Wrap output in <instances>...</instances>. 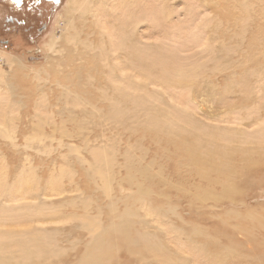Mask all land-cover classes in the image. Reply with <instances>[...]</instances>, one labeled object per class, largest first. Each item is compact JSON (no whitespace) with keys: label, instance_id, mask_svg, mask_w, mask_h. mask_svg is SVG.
I'll list each match as a JSON object with an SVG mask.
<instances>
[{"label":"rangeland","instance_id":"374dc122","mask_svg":"<svg viewBox=\"0 0 264 264\" xmlns=\"http://www.w3.org/2000/svg\"><path fill=\"white\" fill-rule=\"evenodd\" d=\"M21 5L0 0V176L9 190L27 182L29 202L50 197L64 224L83 215L80 197L95 206L144 190L141 232L166 240L153 233L159 216L167 231L196 235L183 246L238 247L245 258L228 263L254 264L260 254L248 246H264V153L236 145L264 125V0ZM52 180L60 191L49 196ZM70 231L73 244L63 231L56 243L65 259L45 264H73L92 247L88 231Z\"/></svg>","mask_w":264,"mask_h":264},{"label":"bare ground","instance_id":"6f19581e","mask_svg":"<svg viewBox=\"0 0 264 264\" xmlns=\"http://www.w3.org/2000/svg\"><path fill=\"white\" fill-rule=\"evenodd\" d=\"M95 57L99 59L97 55ZM240 134H238V143L236 147L241 149L243 155L248 156L251 150L258 151L259 154H261L262 151L264 153V146L255 150L251 145V143L255 142H260L262 143L261 145H264V125L250 136H246L243 131L240 132ZM253 135L255 136L251 137ZM225 146L228 147V145ZM230 150L232 151L233 149ZM224 157L227 159V156ZM232 158L233 157H231V159ZM226 162H228V159ZM229 163L231 164V162ZM219 170H221L220 167ZM99 173L100 172H98V174ZM4 176L5 174H3V177ZM100 177H102L101 174ZM2 178L0 176V198H5V203H3V201L0 202V264H45L54 255L63 259L64 257L62 255L64 253L59 249V244L61 242L58 240V234L63 231L64 235H66L65 242L73 244V239L69 237V234H72L70 231L71 229L88 231L90 236L93 235L92 247L85 252L83 257L73 264H126L128 261L123 260L124 254L129 256L132 260H136L138 264H142V262L146 260L154 262H149L148 264H229L228 262L233 259L231 257L234 253L235 255L233 257L245 258V255L238 250V247H235L237 248L235 252L229 248H226L223 252V248H219L220 250L217 253L210 251L209 246H202L200 252L199 249H195L199 247L197 244H195L196 247H185L183 244L189 239L194 240L196 235H185V233H183V235L169 228V231H167V228L163 227L165 224L164 221L159 219V216H155L157 219L154 218L159 225L154 228L153 233L162 234L166 240H163L159 235L149 236V233L145 231L141 232L144 221L139 211V205L151 199L150 195L143 194L144 190L138 191V193L134 195L124 194L112 199L110 198L108 203L106 202V204L103 205L97 204L95 206L92 205V200L84 195L85 197H80L76 202V204H78L76 207L78 210H83V215H70L68 218L71 224H64L61 212L55 210L50 204H47V199L50 197H45L43 199L38 198L37 202L34 203L29 202L28 198L31 197V194L29 193L26 195L25 193H28V190H32V186H29L26 182V184L17 188V184L16 187H11L13 192L10 193L11 190H9V186L7 187L8 184L3 180L5 178ZM112 183L110 181V184ZM110 184H108V186ZM57 185H59L58 181L52 180L51 183H49V196L55 195L60 191V187ZM102 185L105 186V184ZM223 186L224 185L221 187ZM108 190L111 193L112 189L111 191L110 188ZM39 195V197L47 196L44 195L43 192ZM108 198L109 196L107 199ZM26 200L28 202H25ZM145 214L150 216V214L153 213L151 209H146ZM49 224L52 226L55 225L56 227L44 228L46 225L50 226ZM68 226H70L69 229ZM181 235L184 236L185 240L181 239ZM199 237H201V235ZM80 243L82 242H79V244ZM220 244L221 243H219V245ZM193 250H196V254H194ZM248 251L255 255L260 254L257 255L258 258L255 257L254 264H264V246H248ZM192 256H201L202 259L192 260ZM251 259L254 260L253 258ZM246 262L247 261H245V263ZM248 262H250L249 264H253L252 261Z\"/></svg>","mask_w":264,"mask_h":264},{"label":"flooded vegetation","instance_id":"af4514ba","mask_svg":"<svg viewBox=\"0 0 264 264\" xmlns=\"http://www.w3.org/2000/svg\"><path fill=\"white\" fill-rule=\"evenodd\" d=\"M30 1H33V0H30ZM15 4V3H14ZM29 4V3H28ZM16 5V4H15ZM17 7H22V5L20 4L19 6L18 5H16ZM32 7V6H31ZM36 8V7H35ZM17 21H18V19H16ZM10 21V20H9ZM25 21V20H24ZM44 27L45 26H42L40 29H44ZM18 34V33H17ZM18 35H20V34H18ZM19 37V36H18ZM4 45H7V43L6 44H4Z\"/></svg>","mask_w":264,"mask_h":264},{"label":"snow or ice","instance_id":"6c2138e0","mask_svg":"<svg viewBox=\"0 0 264 264\" xmlns=\"http://www.w3.org/2000/svg\"><path fill=\"white\" fill-rule=\"evenodd\" d=\"M14 3L19 6L22 3V0H14Z\"/></svg>","mask_w":264,"mask_h":264}]
</instances>
